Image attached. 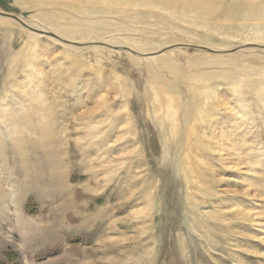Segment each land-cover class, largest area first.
Here are the masks:
<instances>
[{"label":"rangeland","instance_id":"374dc122","mask_svg":"<svg viewBox=\"0 0 264 264\" xmlns=\"http://www.w3.org/2000/svg\"><path fill=\"white\" fill-rule=\"evenodd\" d=\"M0 12V264H264V0Z\"/></svg>","mask_w":264,"mask_h":264},{"label":"water","instance_id":"95a60500","mask_svg":"<svg viewBox=\"0 0 264 264\" xmlns=\"http://www.w3.org/2000/svg\"><path fill=\"white\" fill-rule=\"evenodd\" d=\"M0 13H1V12H0ZM1 14H7V13H3V12H2ZM8 15H11V14H8Z\"/></svg>","mask_w":264,"mask_h":264}]
</instances>
